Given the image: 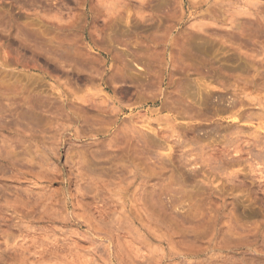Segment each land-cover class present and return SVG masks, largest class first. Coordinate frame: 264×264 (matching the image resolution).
Returning <instances> with one entry per match:
<instances>
[{
    "label": "rangeland",
    "instance_id": "rangeland-1",
    "mask_svg": "<svg viewBox=\"0 0 264 264\" xmlns=\"http://www.w3.org/2000/svg\"><path fill=\"white\" fill-rule=\"evenodd\" d=\"M0 264H264V0H0Z\"/></svg>",
    "mask_w": 264,
    "mask_h": 264
}]
</instances>
